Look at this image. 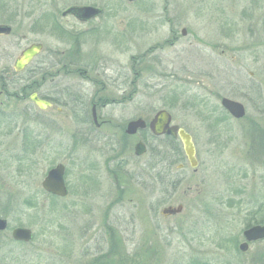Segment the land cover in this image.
<instances>
[{
  "label": "rangeland",
  "instance_id": "374dc122",
  "mask_svg": "<svg viewBox=\"0 0 264 264\" xmlns=\"http://www.w3.org/2000/svg\"><path fill=\"white\" fill-rule=\"evenodd\" d=\"M75 4L103 13L90 26L61 16ZM0 24L11 26L0 34V73H10L12 92L0 96V264H264V238L239 248L244 228L264 214V133L255 140L253 131L264 130V116L247 95L253 85L264 98V0H0ZM171 31L180 37L172 44ZM74 41L118 100L98 108L111 122L91 133L71 115L73 102L41 111L28 98L39 64L55 71L57 53L74 54ZM38 42L46 51L15 73L16 57ZM24 85L26 97H14ZM221 97L241 102L245 117L223 118ZM159 109L191 132L200 161L196 173L186 165L188 182L162 203L158 187L133 174L165 139L142 133L141 159L137 135L124 139L128 120L148 121ZM113 152L126 174L107 171ZM57 163L69 194L53 200L41 181ZM179 204L180 213H161ZM17 226L32 240H13Z\"/></svg>",
  "mask_w": 264,
  "mask_h": 264
},
{
  "label": "flooded vegetation",
  "instance_id": "af4514ba",
  "mask_svg": "<svg viewBox=\"0 0 264 264\" xmlns=\"http://www.w3.org/2000/svg\"><path fill=\"white\" fill-rule=\"evenodd\" d=\"M102 13L88 20H81L73 14H67L65 16H71L74 19H76L79 23L87 24L90 26L96 18L102 15ZM55 28L59 29V26L55 25ZM56 31H59V30H56ZM171 32H172V36L170 37V39H168V42L172 44V43H175L180 37L177 35L176 31H171ZM181 35H183L182 29H181ZM41 44H42V49L36 57L40 56L42 52L46 51L44 44L43 43ZM78 47L79 46L77 45V42L75 43L74 41L73 49H72V52H74V54L72 53L71 55V54L64 53V52L62 53L56 52L60 56H58L57 61L55 63L56 65H59V67L55 71H53L52 67L50 68L43 67L44 61H42L39 64L37 72L40 75V82L36 83L37 91H31L30 94L28 95V98L32 93H36L38 98L45 100L51 104L46 109L55 107L57 111L61 110L63 105H67V104H70L69 102H73V108H72L71 115L79 117L80 122L83 123V125H85L89 129V133H91L93 129L94 130L101 129L105 124H108L109 122H111L109 119H104V117L98 112V108H103L118 100L108 96V93L106 92V89H105V84L101 81L102 77L100 78L92 77V72L93 70L96 71V68L94 67L92 68L90 61H88V59H86L85 56L84 57L80 56L81 55L80 52L79 53L77 52ZM46 53L55 55V52L54 53L46 52ZM42 60H44V58H42ZM137 61L138 59L134 57L132 60V68H133V65L137 63ZM96 74H99L100 76L102 72L100 73L97 71ZM10 81H11L10 73L5 72L3 73V75L0 73V96L4 95V96H7L8 98L12 97ZM122 81L125 82V81H128V79L122 78ZM131 83H133L132 80H131ZM46 85H49L48 89H44V86ZM91 85H94L96 88L92 89ZM29 87L31 89V85L30 86L24 85L20 89V93H14L13 96L16 98L26 97V92ZM133 93L127 94V95L123 94L119 100L122 101V100H128L129 98H132ZM247 95L253 96L254 98H256V100H258L259 104H258V110H256V113L259 116H264V108H263L264 98H263V95L260 89L257 86L248 85ZM87 106H90L89 114L87 113ZM46 109H40V110L44 111ZM209 112H212V111H209ZM223 113L226 115V116H223V118L231 117L232 119L240 120L245 117L244 116L241 118H235L224 108H223ZM245 115H246V109H245ZM138 118H141V117H138ZM151 118H149L148 121L144 119L147 122V125L142 129H138L134 134H127L125 132L128 122L134 119L128 120L124 127V132H125L124 139L127 141V145H128V139H129L128 137H130L129 135H134V136L137 135L138 137V139L135 141L133 145V153H134L135 144L138 141H142L145 144L146 151L141 155H136L134 153L135 159H141V157H143V155L147 152L148 143L146 142L144 137H142V133L148 132L154 138L163 137L165 139L163 147H151L148 162L147 163L145 161L142 162L144 167L143 169L138 170V172H141L140 174L138 173L133 174V180L137 179L138 176L142 175L143 173L144 175H142V177H148V181L151 182V185L153 187H156V181H155L156 174L158 171L159 172L161 171L163 172V175H164L165 192L167 193L168 197H171L174 195L176 191H178V189L181 187L183 183L188 182L189 177H188V174L186 173V165L190 167L192 173H196L198 170L200 161H199V156H198L197 148H196L195 141H194L195 139L188 129H186L183 126H180L177 123H174L173 117L171 115L170 125H177L179 129L180 128L183 129L185 132H187L191 136V140L193 142L194 150H195L194 156L196 160L195 167H192L185 154L183 143L178 133L176 135H173V134L154 135L151 132L150 128L148 127V122L150 121ZM249 130H252V127H250ZM253 131L254 133L257 134V136H254L255 140L259 139V137L261 138L262 134L264 133L263 127L256 126V125L253 127ZM81 141L85 142V140L83 139H81ZM127 145L125 147H127ZM112 148L114 150L113 145H112ZM248 148L250 152H251V149H253V152L254 153L256 152L257 154V151H256L257 146L251 145ZM258 150H259V155L262 158H264V155L262 153L264 148H262L261 150L260 149ZM105 166L108 168L107 171L109 173L114 174L115 176L120 171L125 172V174L127 171L124 168L125 165L123 164V157H120L119 159L118 155L115 154L114 152L111 155V157H106ZM68 194H69V188H68ZM55 197L59 198L58 196H55ZM254 224H257V223H254ZM246 228H244V230ZM243 231H242V235H243ZM256 241H259V240L248 242V245L249 243H253Z\"/></svg>",
  "mask_w": 264,
  "mask_h": 264
},
{
  "label": "water",
  "instance_id": "95a60500",
  "mask_svg": "<svg viewBox=\"0 0 264 264\" xmlns=\"http://www.w3.org/2000/svg\"><path fill=\"white\" fill-rule=\"evenodd\" d=\"M135 1V0H128ZM103 12L102 8L93 5H70L62 10L61 15L73 14L81 20H88L96 17ZM11 32V26L9 24H0V34H9ZM185 29H182V34L185 35ZM42 49L41 43H32L25 47L20 54L16 57L13 63V69L16 72L22 71L31 61L35 58ZM9 76V75H7ZM29 99L40 109H46L51 104L45 100L38 98L36 93H32ZM221 105L230 112L235 118H241L245 115L244 105L236 100H232L227 97L221 98ZM171 115L165 109L158 110L154 116L148 122V127L154 135L173 134L178 133L182 143L185 154L192 167H195V150L191 140V136L183 129H179L177 125H170ZM147 125L143 118H136L128 122L125 132L127 134H134L138 129H142ZM146 151L145 144L142 141H138L134 147V153L141 155ZM42 188L50 194L64 197L68 194V188L65 181V165L57 163L51 167L41 181ZM182 204L175 207L166 206L161 210V213L165 215L176 214L182 211ZM7 228V220L0 218V231H4ZM245 241L239 245L242 251H245L248 246V242L263 239L264 238V215L262 223L254 224L247 227L243 231ZM11 237L13 240L29 242L32 240V231L30 228L24 226H17L11 230Z\"/></svg>",
  "mask_w": 264,
  "mask_h": 264
},
{
  "label": "trees",
  "instance_id": "16d2710c",
  "mask_svg": "<svg viewBox=\"0 0 264 264\" xmlns=\"http://www.w3.org/2000/svg\"><path fill=\"white\" fill-rule=\"evenodd\" d=\"M29 143H26V146L28 145ZM156 188L158 187V191L160 192V195L161 196H159V195H157V199H158V203H162V202H165V197H167V193L165 192V184H164V175H163V172H157V174H156ZM50 198H52L53 200H56L57 199V197H55V196H49ZM262 217V216H261ZM261 220H262V218L261 219H258V220H255V222L254 223H259V222H261ZM253 223V224H254ZM249 225H252V224H249ZM248 225V226H249ZM128 262H129V260H128Z\"/></svg>",
  "mask_w": 264,
  "mask_h": 264
}]
</instances>
